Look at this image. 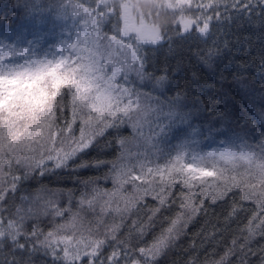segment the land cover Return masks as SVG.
Here are the masks:
<instances>
[{
    "label": "trees",
    "instance_id": "16d2710c",
    "mask_svg": "<svg viewBox=\"0 0 264 264\" xmlns=\"http://www.w3.org/2000/svg\"><path fill=\"white\" fill-rule=\"evenodd\" d=\"M106 2L108 7L105 0H0V38L24 20L56 13L64 4L83 7L95 21L103 16L98 26L106 40L136 46L148 84L162 83L163 90L151 92L147 87L146 94L184 117L185 126L200 131L201 141L209 137L224 142L226 147L218 149L210 165L215 173L223 172L229 194L216 202L202 195L189 199L188 189L174 183L164 194L163 206L154 194H142L116 212L89 206L94 187L101 193L113 191L109 170L134 136L135 118L120 114L88 148L58 165L47 160L0 165V223L5 225L0 226V264H62L59 257L52 260L51 250L47 255L42 248H29L36 241L23 233L33 226L45 235L54 232L55 239L74 236L73 242L81 244L103 239L116 228L117 240H129L139 258L140 249L159 248L145 264H264V209L257 200H242L240 185L247 183L255 164L264 162V0H154L152 7V0ZM122 5L128 6L130 23L139 26L143 18L147 26H156L155 31L140 34L142 39L134 38V30L125 32ZM66 91L62 88L61 97L67 107L55 108L51 126L57 136L74 116ZM160 148L163 158L176 147L163 142ZM205 179L208 184L225 182L219 175ZM11 187L5 198L4 191ZM123 192L130 190L125 187ZM180 193L186 194L188 208L180 207ZM33 196H40V205L51 200L48 207H56L60 215H50L47 209L29 212ZM21 207L28 211L20 217L23 228L17 241L6 226L10 223L12 232L17 231L11 214ZM149 216L154 218L144 228ZM60 225L67 227L56 232ZM53 247L63 256V243ZM111 250L108 247L105 254Z\"/></svg>",
    "mask_w": 264,
    "mask_h": 264
},
{
    "label": "snow or ice",
    "instance_id": "6c2138e0",
    "mask_svg": "<svg viewBox=\"0 0 264 264\" xmlns=\"http://www.w3.org/2000/svg\"><path fill=\"white\" fill-rule=\"evenodd\" d=\"M104 6L108 7L106 0ZM149 6H155L154 0H152ZM121 7L124 9L122 17L125 20V32L134 30L140 33H153L155 31L156 26H147L143 18H141L139 26L130 23L131 17L128 12V6L122 5ZM101 20H103V16L97 18L94 25L100 41V46L96 49L97 53L101 52V47H103L104 51L108 50V45L104 44V40L107 37L98 26ZM103 64L104 59L98 60L96 54L92 53L86 58L85 62L77 61L75 66L68 59H61L55 62L41 63L34 68H26L10 74H0V165H4L5 163L12 165L24 161L29 163L35 161L45 162V160L63 162L69 155L82 150L85 142L90 140V134L94 136L95 130L100 126V123L105 119L111 118V115L115 112L114 109L119 108L120 104L116 102L111 84L108 83L103 75H99V73H103L101 67ZM62 88L66 89L65 93L72 97L73 114L75 115L78 110L79 113L86 117L80 121V137L77 139L72 135V139L69 140L68 136L63 135V128H61L59 143L67 145L71 151H65L63 155L58 153L56 156H53L51 153L55 149H50L37 158L35 155L36 150L31 148L28 143L29 138L33 130L38 128L41 130V138L44 141L41 144V148H44L48 141L57 140L55 133L49 132L48 136L44 137L43 131L45 128H50L56 122L52 120L53 109H58L61 106L67 107V103L61 97ZM62 116L63 112L61 111L60 117ZM68 126L71 127V124ZM130 171L126 167H119L117 162H114L109 173L118 172L119 175H128ZM165 173H167L166 178ZM216 175H219L221 180L225 182L215 184H208L206 182V177ZM257 175L260 177L259 192L256 191L255 184L240 181V185L244 188L242 200H257L261 209H264V166L260 168ZM103 178L107 180L109 174L106 173ZM134 181L135 177L132 178L131 182L134 184ZM174 183H180L188 189V193L191 194L188 196L189 199H195L196 196L202 195L204 197L210 196L211 200L216 202L218 199L226 197L229 194V185L226 182V178H224L223 172L214 173L207 170L203 165L184 163L180 160L168 165L161 172V184L154 185L150 190L144 189L143 194H154L160 201L161 206H163L165 203L164 194L171 192ZM234 186L236 184L232 185V187ZM136 188H139V186H136ZM157 189H159L158 192ZM0 191H3V188H0ZM11 191L12 187L4 191V197L6 198V192ZM93 192L98 194L101 199L109 195L108 192L101 193L95 187L93 188ZM217 192H220L221 195L218 196ZM185 195L184 193H180V207L182 209L189 207L184 202L183 197ZM95 198L94 196L93 199ZM34 199L37 201V207L33 208L32 212L47 209L50 215H60L56 207H48L51 201H46L43 205H40L38 201L41 198L37 197ZM101 210L103 211V208ZM192 210L198 211L197 208H193ZM27 211L21 207L19 210L16 208L15 213L11 214L13 219L10 221L12 224L17 225V231L12 232L10 223L6 226V230L11 232L17 241L23 228L20 217L24 216ZM117 211H120V209H117ZM151 211L158 212L159 209ZM16 217L19 219H16ZM153 218V216H149L148 225H144L143 227H149ZM0 226L5 228V225L2 223H0ZM65 227L67 225L58 226L56 232L64 230ZM80 230H86L83 223L80 225ZM87 230L89 235H91V230ZM116 231V228H112L110 232L104 234L103 239L88 240L83 244L80 241L73 243L74 236L55 239L54 232H48L45 235L38 226H33L30 233L24 232L23 235L28 240L36 241L30 247L28 245L29 248H42L47 255H49V251L51 250L52 260L59 257L62 264H145V259H150V257H146V254L141 249L142 258L137 257L129 240H117L116 235H114ZM168 231L171 236L172 230L169 229ZM42 235L43 239L41 240L40 237ZM110 236L111 239H109ZM60 243L65 245L63 256L53 247V244ZM17 246L23 247L21 244ZM108 247H111L112 250L106 255ZM69 255L72 257L71 260L67 259Z\"/></svg>",
    "mask_w": 264,
    "mask_h": 264
},
{
    "label": "rangeland",
    "instance_id": "374dc122",
    "mask_svg": "<svg viewBox=\"0 0 264 264\" xmlns=\"http://www.w3.org/2000/svg\"><path fill=\"white\" fill-rule=\"evenodd\" d=\"M94 25L95 17L89 11L83 7L64 4L56 13L24 20L0 38V74H10L14 71L34 68L41 63L61 59H68L75 66L77 61L85 62L92 53L96 54L98 60L104 59V64L101 66L103 73L99 75H103L111 84L116 102L120 104L119 108L114 109L115 112L111 118L100 123L94 136L90 134V140L85 142L82 150L94 142L96 136L108 127L107 124L114 116L124 114L134 117V136L127 142L118 163L119 167H126L131 171L128 175L113 172V191L102 199L95 194L96 198L92 199L88 205L97 204L100 208L111 209L115 212L117 209L121 210L141 196L144 189L150 190L159 182L161 184V172L177 160L203 165L207 170L215 173V169L210 165L211 157L220 153L218 149L226 147L224 142L215 143L209 137L201 141L200 131L196 132L185 126L184 117L168 107H162L157 97L146 94L147 87L151 92L153 90L160 92L163 90V85L160 81L152 85L148 84L149 81L144 76L136 46L117 39L104 40V44L108 45V50L104 51L101 47V52L97 53L96 49L100 46V41ZM140 34L142 33L136 31L132 35L136 37L135 39L138 37L142 39ZM146 34L149 36V33ZM70 103L73 111L71 96ZM54 113L55 108L52 112V120H54ZM84 118L86 117L77 110L69 123L71 127L68 126L69 124L64 127L63 135L68 136L69 140L72 139V135L78 139L81 134L80 121ZM75 123L78 125L75 126ZM49 132H52L51 127L45 128L43 136L47 137ZM40 133V129H34L28 141L30 147L36 150L35 155L39 154L38 158L50 149H55L51 153L53 156L71 151L67 145L59 143L61 133L56 135L57 140H50L44 148H41L44 141ZM163 142L176 148L172 152L168 150L165 153L167 157L162 158L160 145ZM79 151L81 150L71 155ZM53 163L58 165L62 162L53 161ZM262 166H264L263 161L255 164L252 175L247 179L248 184L256 185L257 192L260 191V177L257 173ZM133 177H135L134 184L131 182ZM166 177L167 173H165ZM125 187L129 188V194H124ZM37 197L40 198V196H33L28 199V208L31 213H34L32 209L37 206V201L34 199ZM42 202L39 199L38 203ZM31 213L29 216L32 215ZM142 252L146 254V257H150L146 260H151L158 254L159 248L154 247Z\"/></svg>",
    "mask_w": 264,
    "mask_h": 264
}]
</instances>
